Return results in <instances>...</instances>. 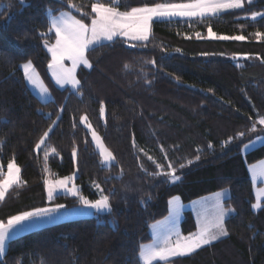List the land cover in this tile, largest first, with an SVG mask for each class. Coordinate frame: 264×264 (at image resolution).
I'll use <instances>...</instances> for the list:
<instances>
[{"label": "trees", "instance_id": "obj_1", "mask_svg": "<svg viewBox=\"0 0 264 264\" xmlns=\"http://www.w3.org/2000/svg\"><path fill=\"white\" fill-rule=\"evenodd\" d=\"M73 2L94 15L95 0ZM156 2L166 0H120L119 7L123 11ZM47 9L55 15L71 10L81 18L64 0H25L23 6L20 0H0V165L5 173L14 158L26 182L0 202V220L57 204L67 209L83 205L79 197L69 195L49 201L44 183L49 176L76 174L80 196L95 202L101 188L112 211L20 236L8 243L0 264H141L138 250L152 241L151 227L168 217L173 198L189 204L224 190L231 192L225 206L235 209L225 221L229 235L191 256L172 259L173 264H264V201L255 212L250 174V167L264 160V145L243 153L247 144L264 136L259 123L255 132L250 131L252 123L264 116V39L254 36L264 32V17L251 19L252 12H264V0L203 20L154 22L146 47L141 43L129 47L121 38L97 47L89 52L93 68L81 67L77 73L82 97L70 88H58L48 75L51 56L44 40L49 44L55 40L54 33H47ZM209 26L217 35L246 39L208 38ZM28 61L41 74L54 102H42L28 86L21 69ZM57 114L60 119L49 142L60 155L52 154L45 162L44 149L37 151L35 144ZM83 115L116 157L111 167L103 165L80 121ZM145 152L165 171L171 163L180 180L172 183L163 175H151L161 169ZM180 163L186 166L180 169ZM196 229L194 215L186 212L183 233Z\"/></svg>", "mask_w": 264, "mask_h": 264}, {"label": "snow or ice", "instance_id": "obj_2", "mask_svg": "<svg viewBox=\"0 0 264 264\" xmlns=\"http://www.w3.org/2000/svg\"><path fill=\"white\" fill-rule=\"evenodd\" d=\"M69 9H75L80 13L81 18H77L71 10L61 11L57 16L53 14L51 9H47V33H54V44H49L48 40H44V47L51 53V63L48 64V68L51 69L52 75L56 80V83L61 87L65 85H71L75 93L80 97L83 96L81 91V82L77 79L76 70L83 65L87 69H92L93 64L89 59V52L94 51L97 47L106 46L105 42H112L117 38H124L126 41L140 42L142 46H147V42L152 36V25L154 21L171 20L176 17L180 18H193L197 17L203 20L205 17H213L218 13L226 10L244 9L245 5H251L252 0H188V2H156L152 5H143L139 7H132L129 10H120V0H95L91 4V13L82 12L73 0H64ZM25 0H20V4L23 6ZM257 17H264V12H252L251 19L255 21ZM85 19H89L90 22L86 23ZM47 33H42V36H47ZM254 36L258 39H264V32H256ZM197 39L200 38V33H196ZM208 38L217 40H234L243 41L246 39L243 35H217L212 31L211 26L208 27ZM129 47H137L136 43H130ZM179 51V49H177ZM204 55H208L205 53ZM244 59H250L251 57L245 56ZM237 59V57H233ZM65 61H71V67L65 66ZM148 63L155 65V60H150ZM127 68L128 65H125ZM24 76L29 84L33 87L39 88L41 94L45 97L49 96L48 89L44 87L43 82L40 80L39 73L36 72L31 61H28L22 65ZM177 79H179L177 77ZM151 83V81H147ZM54 102V101H53ZM64 108L61 107L59 112H63ZM105 107L101 104L100 114L104 116ZM52 114L49 113V116ZM60 119L59 114L56 116V120H53L50 126L41 134L38 142L35 144L37 151L44 149V160L47 162L49 155L54 154L59 156L60 153L55 147H51L49 142V134L53 132V129L57 126V121ZM81 123L90 131L92 141L95 142V146L98 149V154L102 157V163L108 167H111V163L116 160L114 154L104 144L103 139L93 128L92 124L88 120L87 115H83L80 118ZM264 125V116H259L257 121H254L250 127V131L255 132L256 124ZM243 137L245 134L241 132L239 134ZM49 142V143H46ZM0 141V145H2ZM87 143V141H85ZM133 146L136 147L133 140ZM227 146V142H225ZM212 147V145H209ZM246 147H248L246 145ZM144 151V149H138ZM197 152H201V149H196ZM77 149L73 148L72 156L76 157ZM145 155L149 160L155 164L157 169H161L159 173L152 172L151 175H163L170 182L175 183L180 180V176L177 175V168L171 163L167 165V171L164 170V165L156 163L152 156ZM167 157V153H165ZM196 160L200 159L199 155L195 156ZM188 165L192 163L191 160L187 161ZM186 165L184 163L179 164V168L182 169ZM140 167L144 169V165ZM147 171V169H144ZM44 171L47 172L48 168L45 167ZM121 171H123L121 169ZM254 175L264 177V162L261 163V167L252 169ZM72 177H65L63 179L56 180L55 182L46 179L44 181L48 188L49 201L53 198L54 190L59 187L70 192L73 196H78V190L73 186L68 187ZM26 182L21 178V168L17 165L13 158L7 164V172L4 173L3 166L0 165V202L6 200L10 189L13 186L22 187ZM99 188V185H96ZM101 191V198L95 202H92L83 196H79L81 202L90 208L97 210L112 211L110 198L107 195H103V189ZM224 193L216 194V202L214 205V212L209 219L207 216L201 221L199 230L188 236H182L179 229L176 227L175 218L170 220L169 225L166 227L163 235L157 232L156 239L153 240L150 245H141L138 250V260L141 264H173L172 258L191 256L198 250L203 249L205 246H211L215 242L220 241L229 235V232L225 226V217L229 212H234L235 209H227L224 207L222 197ZM178 200V198H176ZM65 205L57 204L54 208H36L32 211H24L16 215H12L7 218L6 222L0 220V256H3L6 252L7 242L19 232L27 230L32 222L49 216L53 212H59ZM258 204H254L253 208H258ZM178 214V213H177ZM153 230L156 231L158 225H153Z\"/></svg>", "mask_w": 264, "mask_h": 264}, {"label": "rangeland", "instance_id": "obj_3", "mask_svg": "<svg viewBox=\"0 0 264 264\" xmlns=\"http://www.w3.org/2000/svg\"><path fill=\"white\" fill-rule=\"evenodd\" d=\"M226 11H229V10H226ZM226 11H223V12H226ZM223 12H220L218 14H221ZM217 14V15H218ZM58 16V15H57ZM193 18H197V17H193ZM178 19H191V18H180V17H176V18H173L171 20H178ZM165 21H168V20H165ZM154 22H157V21H154ZM153 22V23H154ZM118 39V38H117ZM121 39H124V38H121ZM125 40V39H124ZM115 41V40H114ZM126 41V40H125ZM113 42V41H112ZM129 44L130 43H140V42H136V41H127ZM55 43V42H54ZM53 43V44H54ZM105 43H111V42H105ZM47 49V48H46ZM48 51V50H47ZM49 53V52H48ZM50 56H51V53H49ZM33 64V63H32ZM23 65V64H22ZM22 65H21V69L23 71V68H22ZM36 72L39 73V71L37 70V68L35 67V65L33 64ZM65 66L66 67H71V61H65ZM83 67L85 68L83 65H81L80 67L77 68L76 70V76H77V73H78V70ZM24 73V72H23ZM48 75L49 77L52 79L53 83L60 89H66V88H70L72 89L71 85H65L63 87H61L60 85H58L56 83V80L55 78L53 77L52 75V71L51 69L48 68ZM39 77H40V80L43 82V85L44 87H46L48 89V92L50 93L49 96L45 97L41 94L39 88L37 87H33L31 84L28 83L27 79V84L28 86L30 87V89L32 90V92L42 101V102H49V101H53L54 100V95L52 94V92L50 91V89L48 88V86L45 84L41 74L39 73ZM26 78V77H25ZM77 79H78V76H77ZM73 91H75L74 89H72ZM84 125V124H83ZM85 126V125H84ZM94 128V127H93ZM88 130V129H87ZM89 131V130H88ZM97 132V131H96ZM90 133V131H89ZM98 133V132H97ZM99 134V133H98ZM91 135V133H90ZM100 135V134H99ZM101 137V135H100ZM102 138V137H101ZM104 142V141H103ZM93 144L95 146V142L93 141ZM105 144V143H104ZM264 145V136H261V137H258L256 138L254 141L250 142L249 144H247L248 147H244L243 149V153L244 154H247L257 148H259L260 146ZM96 148V146H95ZM43 149V146L42 148ZM97 152H98V149L96 148ZM52 155V154H50ZM49 155V156H50ZM102 158V157H101ZM264 162V161H261L253 166L250 167V173H251V179L253 181V185H254V192H255V203L254 204H258L259 207L258 208H253V210L255 212H258L262 206H263V201H264V177H259V176H256L254 175V172L252 171V169H257V171L259 170V168L261 167V163ZM115 161H113L111 163L114 164ZM105 167H108L106 166L105 164H103ZM7 172V170H6ZM5 172V173H6ZM77 178V175H73L72 176V179L71 181L69 182L68 184V187L71 188V187H75L77 190H78V196H74V197H79L80 196V193H79V187L76 186L75 184V180ZM63 179V178H61ZM48 180H51L53 182H55L56 180H59V179H52L50 176L48 178ZM16 187V186H13V188ZM101 188H99V192H100V198H101V191H100ZM11 190V189H10ZM47 192H48V188H47ZM219 193H224V196L222 197V202L224 204V207L227 208V209H232L231 207H226L225 206V201L227 199H229L231 197V192L230 190H224V191H221ZM216 194H212L210 196H207V197H204V198H201V199H198L196 201H193L191 203V206H187L186 207V204H184L182 202V200L179 198V197H175L174 200L172 201V214L170 215V217L168 218V220H165V221H162V222H159V223H156L154 225H158V228L156 231L153 230V227H151V234L153 236V240L156 239V236H157V232H159L161 235H163L164 231L166 230V227L169 225L170 223V220L172 218H175V223H176V227L179 229V232L181 233L182 236H188V235H185L183 234L182 232V227H181V222L179 221V216L180 214H182V211L185 210L186 208H190L192 209L196 215H197V218H198V223H199V226L201 224V221L203 220V218L205 216H207L209 219H211V216L214 212V205H215V202H216ZM59 195H69V196H73L71 195L70 192H67L65 191V189L63 188H59L57 187L54 192H53V198L52 200L56 197V196H59ZM103 195H105L103 193ZM176 198H178V200H176ZM109 213L107 210H97L95 208H90V207H87L85 206L84 204L79 206V207H75V208H70V209H67V208H62L59 210V212H53L51 213L49 216H45V217H42L34 222H32L31 226L27 229V230H24V231H21L19 232L18 235H15L13 236L8 242H7V246H6V252L3 256H0V261L3 260V258L5 257L6 253H7V249H8V243L20 236H23L25 234H28L30 232H33V231H36V230H40L42 228H45V227H48V226H52V225H55V224H59V223H63V222H68V221H72V220H78V219H87V218H98L100 215L102 214H107ZM178 213V214H177ZM233 212H229L228 215L225 217V221L226 219L232 214ZM153 241H151L150 243L148 244H145V245H150L152 244ZM174 258H177V257H174ZM173 259V258H172Z\"/></svg>", "mask_w": 264, "mask_h": 264}, {"label": "crops", "instance_id": "obj_4", "mask_svg": "<svg viewBox=\"0 0 264 264\" xmlns=\"http://www.w3.org/2000/svg\"><path fill=\"white\" fill-rule=\"evenodd\" d=\"M264 161V160H263ZM251 174V173H250ZM174 200V198L170 201V206H169V208H170V212H169V215H168V217L167 218H165L164 220H162V221H165V220H168V218L170 217V215L172 214V201ZM192 203V202H191ZM191 203H189V204H186V207L187 206H191ZM188 211H190L193 215H194V218H195V221H196V225H197V229H196V231L195 232H197L198 230H199V223H198V218H197V215H196V213L192 210V209H188V208H186L185 210H183L182 211V214H180V218H179V221L181 222V227H182V232H183V222H184V220H185V213L186 212H188ZM162 221H160V222H162ZM157 223H159V222H157ZM156 224V223H155ZM153 226V225H152ZM151 232V231H150ZM194 232V233H195ZM184 234V233H183ZM190 235V234H189ZM151 236H152V234H151ZM152 241H153V236H152ZM174 259V258H173ZM158 263V262H157Z\"/></svg>", "mask_w": 264, "mask_h": 264}]
</instances>
